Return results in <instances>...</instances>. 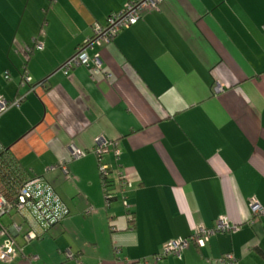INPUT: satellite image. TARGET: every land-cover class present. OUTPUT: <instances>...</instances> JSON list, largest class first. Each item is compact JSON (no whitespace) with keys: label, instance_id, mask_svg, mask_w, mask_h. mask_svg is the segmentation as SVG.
<instances>
[{"label":"crops","instance_id":"1","mask_svg":"<svg viewBox=\"0 0 264 264\" xmlns=\"http://www.w3.org/2000/svg\"><path fill=\"white\" fill-rule=\"evenodd\" d=\"M127 1L0 0V97L24 95V73L36 87L0 115V145L69 210L60 223H40L31 210L3 217L8 230L21 227L13 239L23 255L38 258L6 264H76L65 250L81 264H220L228 253L236 264H264V216L249 208L250 199L264 207V0H163L87 50L110 78L58 71ZM97 139L118 142L120 159L110 150L104 163L131 184L119 192L115 182L109 206ZM71 146L85 156L70 160ZM221 216L239 229L153 262L164 244ZM29 230L38 239L25 243Z\"/></svg>","mask_w":264,"mask_h":264},{"label":"built area","instance_id":"2","mask_svg":"<svg viewBox=\"0 0 264 264\" xmlns=\"http://www.w3.org/2000/svg\"><path fill=\"white\" fill-rule=\"evenodd\" d=\"M162 1L163 0H128L121 11L110 14L104 24L96 23L93 25L92 36L77 47L75 53L64 61L58 71L66 76L73 69L82 67L88 70L89 78L92 81H95V79L100 76L107 79L110 78L109 73L102 67L99 55L96 54L90 57L87 50L94 46L101 47L105 44H109L120 32L136 25L142 19L144 13L156 12ZM33 42H35V40ZM34 44V47L38 50L42 49L41 43L35 42ZM32 51V47L27 46L24 48V52L27 55L31 54ZM25 86L28 87L27 93L34 92L36 88L35 85H32L31 78L27 73L23 74L20 83V87ZM39 86H42V84ZM213 91L214 93H218L222 91V88L217 84L213 88ZM25 95L27 94L13 101H7L0 97V115L11 107H18ZM110 150L112 151L113 160L117 162L121 156L118 142L96 140L93 153L97 159V169L106 206H109L110 198L113 196L117 198L115 192L109 190V185L111 183L114 185L116 182V185L120 188L119 192H123L131 187V184L126 181L120 173H117L115 178H112L111 167L104 163V156L107 155ZM84 156V151L78 150L73 146L70 147V160H77ZM60 170L63 174H68L66 165H60ZM123 204L124 207L128 208L126 202ZM249 208L253 217L260 218L264 216V207L255 199L249 200ZM29 210L34 212L37 221L40 223H60L69 215V210L65 203L61 200L53 187L43 178L34 177L23 182L15 193L10 192L7 183L0 178V220L11 213L22 215ZM131 218L129 214V221H132ZM238 229L239 226L231 224L226 217L221 216L216 220L212 228L207 229L203 226H199L189 238L167 242L162 246L160 252L152 257V260L154 263H157L168 256L180 257L181 253L191 244L198 248H202L210 237L217 234H230ZM20 232L21 227L16 224H12L9 230L0 225V238L3 239L0 244L1 263H11L19 257V254L23 255L22 248H19L13 239V235H18ZM23 237L25 243L38 239V235L33 230L27 231ZM63 253L67 260H72L76 264H81L80 258L72 254L70 250H65ZM23 256L31 262L38 259L36 256ZM218 262L220 264H236V258L234 255L228 253L220 258ZM143 263L145 264L146 262L143 261ZM137 264H140V262Z\"/></svg>","mask_w":264,"mask_h":264},{"label":"trees","instance_id":"3","mask_svg":"<svg viewBox=\"0 0 264 264\" xmlns=\"http://www.w3.org/2000/svg\"><path fill=\"white\" fill-rule=\"evenodd\" d=\"M42 86H44V83L42 84ZM27 92L25 94H27ZM22 96L23 95H19L18 97H22ZM34 177L36 176H30L29 174L25 173V170L15 160L13 155L7 149H5L3 146L0 145V178L7 183V187L10 192L15 193L23 182L32 179ZM109 187H110L109 190L113 191L112 183L109 185ZM115 199L116 197L113 196L112 198L109 199V202L111 203ZM0 225H2L1 220H0Z\"/></svg>","mask_w":264,"mask_h":264},{"label":"rangeland","instance_id":"4","mask_svg":"<svg viewBox=\"0 0 264 264\" xmlns=\"http://www.w3.org/2000/svg\"><path fill=\"white\" fill-rule=\"evenodd\" d=\"M16 215V214H15ZM7 218V216H5Z\"/></svg>","mask_w":264,"mask_h":264}]
</instances>
